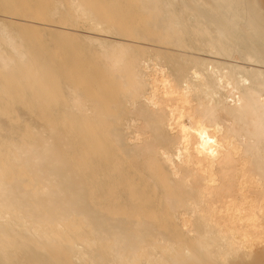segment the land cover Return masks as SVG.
<instances>
[{
    "label": "bare ground",
    "instance_id": "bare-ground-1",
    "mask_svg": "<svg viewBox=\"0 0 264 264\" xmlns=\"http://www.w3.org/2000/svg\"><path fill=\"white\" fill-rule=\"evenodd\" d=\"M31 1L0 0V264H264L261 7ZM33 7L97 62L40 61Z\"/></svg>",
    "mask_w": 264,
    "mask_h": 264
},
{
    "label": "rangeland",
    "instance_id": "rangeland-1",
    "mask_svg": "<svg viewBox=\"0 0 264 264\" xmlns=\"http://www.w3.org/2000/svg\"><path fill=\"white\" fill-rule=\"evenodd\" d=\"M34 1H40L45 5V7H50L49 5H53V0ZM34 1H31V3H33ZM62 1L66 6L68 0ZM254 2H256L264 12V0H254ZM90 3L94 2L90 1ZM140 3V0H103V2L99 1L97 5L101 6L102 4H104V7L100 9V13L103 14V17L107 19L108 17L111 18L112 21L119 24V28L130 31L135 27H143L146 21H148L149 18L151 19L150 12L147 10H143L140 6ZM107 5L110 7H108ZM44 11L40 8L33 7L29 10H23V12L17 14V16L19 17H27V15L36 17L37 22L28 23L31 24V26L26 27L23 30L21 29L22 27L11 24V27H13L14 31L21 30L19 34L22 38V41L24 42V44L31 45L34 48L32 49L30 47V50L31 52L34 50L39 54L38 59L40 61H48L49 59H51V57H55V60L59 61L60 59H62V54H64V52H67L68 54L69 52H72L73 57L75 58V62H97L87 48H83L79 45H77L73 49H70L69 46L67 47L70 36L60 35L58 32V30L60 29L52 26L53 24L59 25L60 22L70 23L71 21L67 18V16L62 15V17L59 16L54 19L50 15H47L46 12L49 11L48 9ZM2 13L3 12L0 11V17H2ZM17 20L18 19H11L10 21ZM83 25L84 24L81 21L79 22V26L77 27ZM119 31L122 32L121 29H119ZM45 66L47 67L48 65L45 64ZM61 66H65V64L63 63ZM96 67V65H92V68ZM73 81L75 83H78L79 78H76V80ZM32 115H34L32 119L38 122V119L36 118V112L32 113Z\"/></svg>",
    "mask_w": 264,
    "mask_h": 264
}]
</instances>
